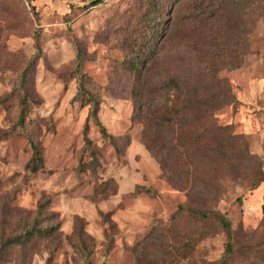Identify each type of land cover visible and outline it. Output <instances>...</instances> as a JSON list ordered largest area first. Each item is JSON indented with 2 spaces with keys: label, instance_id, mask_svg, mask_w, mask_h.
I'll return each mask as SVG.
<instances>
[{
  "label": "rangeland",
  "instance_id": "1",
  "mask_svg": "<svg viewBox=\"0 0 264 264\" xmlns=\"http://www.w3.org/2000/svg\"><path fill=\"white\" fill-rule=\"evenodd\" d=\"M200 1L0 0V235L20 234L38 217L41 227H51L25 246L7 248L0 264H81L79 249L86 245L92 264H154L162 256L172 264H201L221 256V227L180 210L198 198L173 187L141 141L143 123L135 117L140 102L127 64L131 46L144 57L164 35L171 54L206 49L212 57L221 47L218 27L200 21ZM205 3L212 11L216 0ZM224 4L227 33L245 56L237 65L218 66L235 96L218 118L248 142L256 155L252 166L264 168V0ZM78 50L83 72L93 80L87 87L100 94L99 115L113 135L104 139L89 121L95 154L83 137L88 106L75 99ZM26 68L25 87L35 100L27 128L15 129ZM31 140L40 151L37 170L31 168ZM246 166L243 160L238 178L226 177L219 207L229 209L245 251L242 263L247 254L256 264L260 252L255 259L252 247L264 238V181L248 189ZM141 185L156 193L136 190Z\"/></svg>",
  "mask_w": 264,
  "mask_h": 264
},
{
  "label": "trees",
  "instance_id": "2",
  "mask_svg": "<svg viewBox=\"0 0 264 264\" xmlns=\"http://www.w3.org/2000/svg\"><path fill=\"white\" fill-rule=\"evenodd\" d=\"M102 1L92 0V4L97 5ZM205 1L201 0L199 3L201 8L198 9V16L202 22H216L218 34L216 36V32L215 36L221 43V47L212 55L213 58L206 53V49L201 53L196 51L171 54L167 44L169 35H164L159 46L144 57L143 53L136 51L135 46H131L127 54V64L135 75L133 96L140 102L137 103L135 117L143 123L142 143L159 162L166 180L173 187L186 191L188 196L193 194L199 200L196 204L180 205V210L197 220L214 219L225 234L221 256L211 263L201 260V264H244L242 262L245 251L239 244L240 236L234 230L229 209L222 210L219 207V193L228 175L238 178L237 172L241 169L243 160L248 163V189H253L264 181V168L260 162L252 166L256 155L250 152L248 142L241 134L235 132L231 124H224L218 118L220 110L235 102L233 89L226 78L219 76L218 66H228L230 63L237 65L243 61L245 55L235 48L238 45L236 37H230L227 33L231 25L224 24L225 0H216L212 11H209ZM157 26L159 24L156 28ZM156 28L154 32L158 30ZM232 45L235 49L230 54ZM236 58L240 59L235 61ZM158 63H162V71L156 73ZM83 64L84 57L78 50L75 67L78 90L75 99L83 106H88L83 137L91 153L95 154L92 139L89 137V121L92 120L97 125L104 139L113 138V135L107 131L99 115L100 94L87 87L88 82L93 80L83 72ZM27 72L28 68L24 69L19 77L20 112L14 125L15 129L27 128V117L35 100L33 94L25 87ZM31 145L34 151L31 168L37 170V165L41 162L40 151L32 140ZM246 171L244 169V172ZM138 188L156 193L151 186H136V190ZM236 200L242 201L241 195H238ZM212 202L215 204L210 205ZM262 210L264 227V203ZM39 220V217L36 218L33 224L27 226L20 234L4 232L0 235V259L7 248L15 245L25 246L27 242L51 229L50 226L41 227ZM84 249H79L83 260L81 264H92V252L87 245ZM257 251L260 252L257 258H260L261 263L256 264H264V238L252 247L255 259ZM245 257L248 260L245 264H255L253 259L250 260V255L246 254ZM171 262V258L162 256L155 259L154 264H172Z\"/></svg>",
  "mask_w": 264,
  "mask_h": 264
}]
</instances>
